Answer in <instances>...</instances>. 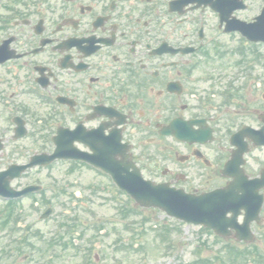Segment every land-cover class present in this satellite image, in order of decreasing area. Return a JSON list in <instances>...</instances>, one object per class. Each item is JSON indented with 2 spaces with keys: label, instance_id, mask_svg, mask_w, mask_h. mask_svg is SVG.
<instances>
[{
  "label": "flooded vegetation",
  "instance_id": "obj_1",
  "mask_svg": "<svg viewBox=\"0 0 264 264\" xmlns=\"http://www.w3.org/2000/svg\"><path fill=\"white\" fill-rule=\"evenodd\" d=\"M262 10L264 0H0V170L51 153L54 142L90 153L87 143L111 136L145 179L197 194L223 187L230 136L244 127L234 117L237 76L264 81L261 44L237 29ZM260 99L257 117L264 92ZM18 127L25 134L14 139ZM177 129L195 140L168 134ZM56 162L67 174H101L86 162ZM39 169L13 187L33 184ZM5 219L0 264H52L36 233L15 231L20 217L0 216V227Z\"/></svg>",
  "mask_w": 264,
  "mask_h": 264
},
{
  "label": "rangeland",
  "instance_id": "obj_2",
  "mask_svg": "<svg viewBox=\"0 0 264 264\" xmlns=\"http://www.w3.org/2000/svg\"><path fill=\"white\" fill-rule=\"evenodd\" d=\"M260 50L262 51V48ZM242 81L245 83V80ZM263 89L262 86L254 84L243 89L240 94L244 95L248 103L262 105L260 95ZM236 112L234 117L238 118L239 122L242 121L245 124L256 126V117L251 114L250 109L244 108L240 110L236 108ZM247 159L248 169H251V171L257 170L260 163L264 162V150L261 148L254 149L248 154ZM64 168V164H56L54 166L53 176L51 177H56L55 179L58 180L57 184H65L62 176ZM46 177V180L43 177L40 178L43 179L42 182L49 181L50 176ZM69 179H78L80 181L78 184L80 188L74 187L70 190L73 193L76 192L79 200L76 204H71V202H67L68 198L62 197L63 201L68 203L65 206L63 203H51L53 207L52 215L58 216L62 212H69L71 205H75L74 209L76 210H82L80 206L84 205L85 209L83 208L84 210L80 213L82 218L105 222L106 227L98 232L95 240L98 247L92 252V255L94 253L98 254V261L91 264H135L142 255L148 257L147 264H190L196 258L212 257L216 253L215 249L219 245H214L212 236L208 231L168 218L159 209H137L136 214L121 219L118 211L120 205L127 203V206H134V203L133 201H127V196L117 192L116 188L111 186V182L107 177L96 176L90 171H86L84 175L69 176ZM94 184L101 185L103 188L97 189L96 192L92 191L91 185ZM46 195H51V193L47 191ZM81 200L84 203H80ZM26 202L25 200L19 205L22 207L23 215L38 216L44 208V206H40L38 209H31V204ZM1 206L2 204H0ZM261 215L263 216V223L260 226L255 224L251 226L256 237L253 243L264 250V205ZM53 225L55 224H53L52 220L39 224L40 229L43 231ZM125 226L131 227L132 230H126ZM89 231L87 230L85 234H91ZM119 234H121L123 245L128 246V248L117 252L116 249L120 248L119 240H116ZM86 240L87 236L84 237V241ZM95 241L92 242V245ZM204 242L207 244L205 248L202 246ZM197 249H199V253H197ZM66 261L68 259H59L55 264H67L68 262Z\"/></svg>",
  "mask_w": 264,
  "mask_h": 264
},
{
  "label": "water",
  "instance_id": "obj_3",
  "mask_svg": "<svg viewBox=\"0 0 264 264\" xmlns=\"http://www.w3.org/2000/svg\"><path fill=\"white\" fill-rule=\"evenodd\" d=\"M96 160H100L99 166L110 173L117 186L142 207H159L169 216L206 225L220 234L225 233L228 226H233L242 233L235 238L247 241L253 238L249 231V222L255 220L260 223L258 212L262 204V194L257 191L264 187V171L258 179L246 181L245 178H236L233 181L236 186L195 196L162 184L153 185L149 181H143L135 169L129 172L128 162L116 159L114 149L97 154ZM240 209L245 211L244 222L236 224L235 218ZM227 212H231V218L226 217Z\"/></svg>",
  "mask_w": 264,
  "mask_h": 264
}]
</instances>
